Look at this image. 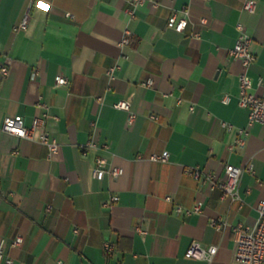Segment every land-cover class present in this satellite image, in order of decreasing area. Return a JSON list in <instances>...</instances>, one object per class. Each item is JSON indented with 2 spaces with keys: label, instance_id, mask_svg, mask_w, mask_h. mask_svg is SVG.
<instances>
[{
  "label": "crops",
  "instance_id": "obj_1",
  "mask_svg": "<svg viewBox=\"0 0 264 264\" xmlns=\"http://www.w3.org/2000/svg\"><path fill=\"white\" fill-rule=\"evenodd\" d=\"M244 1L146 0L130 15L129 0H0V127L7 115L29 125L46 113L58 142L49 157L36 138L0 130V244L12 264H236L231 227L253 225L264 201V125L248 126L243 68L229 54L241 23L255 55L251 91L263 94L264 0L254 12ZM185 8L187 26L167 27ZM119 99L135 113L130 124L113 106ZM240 128L249 129L245 144L230 148ZM163 151L166 161L150 159ZM98 157L102 178L93 175ZM226 163L252 164L240 177L241 208L204 178H224ZM216 219L227 224L217 230ZM193 241L217 246L210 261L185 256Z\"/></svg>",
  "mask_w": 264,
  "mask_h": 264
},
{
  "label": "built area",
  "instance_id": "obj_2",
  "mask_svg": "<svg viewBox=\"0 0 264 264\" xmlns=\"http://www.w3.org/2000/svg\"><path fill=\"white\" fill-rule=\"evenodd\" d=\"M146 0H129L131 6L127 8V12L132 15L134 8L139 4L144 3ZM243 9L248 12H254L256 7L255 0H245L243 3ZM182 15L178 16L177 11H173L170 17L166 20V26L173 28L176 31H182L188 24L189 12L187 8L181 10ZM201 22H204V18H201ZM28 24V14L25 13L21 21L16 26L18 28H25ZM238 30V36L229 50V54L232 58L238 59L242 65L243 70L239 74V92H238V104L242 107L248 108V126L254 123H260L264 125V93L256 94L251 91L252 79L248 74V69L255 59L254 53L250 50L251 36L247 33L245 27L241 23L236 24ZM129 31L126 30V35L122 38L120 43L129 42ZM116 66H110L106 70L109 79L114 77V70ZM0 72L7 73V67L0 63ZM55 80L58 84H66L67 78L61 74L55 76ZM261 83V79L258 81ZM146 85H151L152 80L149 78L145 82ZM227 99V95L223 100ZM44 106V104H42ZM113 106L118 109H123L128 112L127 122L132 123L135 118V113L130 110V102L124 99L117 100ZM154 117V116H152ZM222 125L230 128V124L222 121ZM0 130L5 133L13 134L20 138L37 139L44 143L48 148V156L53 157L58 150V142L54 136H52L47 129V115L42 113L34 116L29 125H26L21 115H7L3 118ZM248 128H240L238 130V136L234 140L233 144H230V148L234 145L243 146L245 144V136L248 134ZM89 144H94L93 141H89ZM168 158V152L163 151L160 154H152L150 159L166 161ZM95 166L93 168V175L96 178H102L105 169L102 167L104 160L100 157L96 158ZM244 171H252V164L247 163L244 166L234 165L226 163L224 165V178L219 179L214 174L205 173L204 178L209 181L213 188H218L221 191V197L229 196L232 201H239V208L242 207V198L238 193V185L240 177ZM108 172L117 176L121 173V168L114 167L108 170ZM191 174L194 177L200 176V170L198 168L191 169ZM168 198V197H167ZM112 200H117L118 196L111 197ZM200 204H196L192 209H184L182 206L177 205L176 211L190 213L191 211H200ZM258 216L253 225H246L242 222H237L232 225V233L236 242L235 249V263L236 264H264V201L261 200L258 203ZM211 224L220 230L227 224L226 220H212ZM22 241V237L16 236L12 243L19 244ZM113 244L110 242H104L103 249L106 253H110L113 250ZM217 246L209 245L202 246L199 241H193L187 247L185 256L188 258H204L208 261L212 259L216 253ZM0 264H12V259L4 255L2 244H0Z\"/></svg>",
  "mask_w": 264,
  "mask_h": 264
},
{
  "label": "snow or ice",
  "instance_id": "obj_3",
  "mask_svg": "<svg viewBox=\"0 0 264 264\" xmlns=\"http://www.w3.org/2000/svg\"><path fill=\"white\" fill-rule=\"evenodd\" d=\"M43 7H46V6H44V5H42Z\"/></svg>",
  "mask_w": 264,
  "mask_h": 264
}]
</instances>
